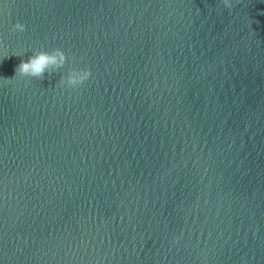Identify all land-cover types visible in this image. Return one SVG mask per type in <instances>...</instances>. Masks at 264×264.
I'll list each match as a JSON object with an SVG mask.
<instances>
[{
  "label": "water",
  "instance_id": "95a60500",
  "mask_svg": "<svg viewBox=\"0 0 264 264\" xmlns=\"http://www.w3.org/2000/svg\"><path fill=\"white\" fill-rule=\"evenodd\" d=\"M0 264H264V0H0Z\"/></svg>",
  "mask_w": 264,
  "mask_h": 264
}]
</instances>
